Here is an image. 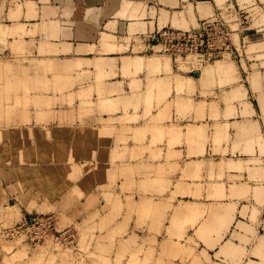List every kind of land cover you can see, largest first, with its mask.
Instances as JSON below:
<instances>
[{
	"label": "rangeland",
	"instance_id": "374dc122",
	"mask_svg": "<svg viewBox=\"0 0 264 264\" xmlns=\"http://www.w3.org/2000/svg\"><path fill=\"white\" fill-rule=\"evenodd\" d=\"M212 2L204 55L177 52L168 28L121 40L119 60L44 54L39 28L0 2V264H187L215 249L193 205L206 182L264 174V141L238 130L248 99L264 112V0Z\"/></svg>",
	"mask_w": 264,
	"mask_h": 264
},
{
	"label": "crops",
	"instance_id": "0c3cea01",
	"mask_svg": "<svg viewBox=\"0 0 264 264\" xmlns=\"http://www.w3.org/2000/svg\"><path fill=\"white\" fill-rule=\"evenodd\" d=\"M212 1L13 0V6L8 13L15 15L8 22H12L15 27L22 24L31 27L36 25L39 28L36 38L44 41L46 45L45 50H41L44 54L65 57L110 55L109 60H119V57L113 56L123 53L119 51L121 46H125L121 40L145 39L151 32L168 28L185 30L178 28L177 23L187 24L188 28H191L204 19L199 18L198 14L209 12ZM0 2L9 4V0ZM134 7L141 8L142 13L134 11ZM103 37H108L109 40L102 42ZM142 44L144 46V40ZM108 50L116 52H107ZM128 50L131 51L129 48ZM108 69L100 67L104 72H108ZM111 70L121 76L122 68L119 62L117 67ZM124 82L127 85L128 79ZM247 102L250 104V115L238 123V130L241 132L242 124L250 125L255 130V138L264 141V112L256 99H248ZM246 148L248 147L244 143L239 142V149ZM253 150L258 151V148ZM242 157H253L255 161L259 158L260 161L263 160L259 152L254 156ZM255 167L257 170L262 169L264 162ZM237 174L238 179L234 182L224 179L220 182L207 181L201 194L205 203L193 202V205L198 207L204 206L207 246L211 245L215 249H206V259L202 257L200 260H194L192 257L193 260L190 259L187 264H264V174L251 177L239 172ZM196 185L197 183H189L192 199L196 194ZM232 188L235 189L234 194L231 192ZM230 223L233 224L229 225Z\"/></svg>",
	"mask_w": 264,
	"mask_h": 264
},
{
	"label": "built area",
	"instance_id": "2783aa9c",
	"mask_svg": "<svg viewBox=\"0 0 264 264\" xmlns=\"http://www.w3.org/2000/svg\"><path fill=\"white\" fill-rule=\"evenodd\" d=\"M209 20L201 21L198 27L191 28L189 30L181 31H162L160 35L169 39V42L174 41L175 46L177 45V52L180 54H202V47L204 44V37L208 35L209 28L211 27ZM223 33V32H221Z\"/></svg>",
	"mask_w": 264,
	"mask_h": 264
},
{
	"label": "bare ground",
	"instance_id": "6f19581e",
	"mask_svg": "<svg viewBox=\"0 0 264 264\" xmlns=\"http://www.w3.org/2000/svg\"><path fill=\"white\" fill-rule=\"evenodd\" d=\"M12 12H13V11H12ZM30 13H31V11H30ZM14 15H15V14H13V16H14ZM11 16H12V14H11ZM13 16H12V17H13ZM213 20H214V19H213ZM214 21H215V20H214ZM2 28H3V27H1L0 30H2ZM180 31H181V30H180ZM152 37H153V36H152ZM151 49H152V48H151ZM155 49H156V48H155ZM155 49H154V50H155ZM157 49H158V48H157ZM160 49H161V48H160ZM160 49H159V50H160ZM150 53H151V52H150ZM154 54H155V53H154ZM157 55H158V54H157ZM192 56H193V55H192ZM176 57H177V56H176ZM177 58H179V57H177ZM187 58H188V57H187ZM189 58H190V57H189ZM189 58H188V59H189ZM189 60H191V59H189ZM192 60H193V59H192ZM193 61H194V60H193ZM201 61H202V60H201ZM137 62H138V61H137ZM137 62H136V63H137ZM139 62H140V61H139ZM134 63H135V62H134ZM221 63H222V62H220V64H221ZM223 63H224V62H223ZM223 63H222V64H223ZM229 63H230V62H229ZM229 63H227V64H229ZM139 64H141V63H139ZM218 64H219V62L215 64V66L217 65L216 68L218 67ZM220 64H219L220 68H221V66H224V64H223V65H222V64L220 65ZM77 65H78V64H77ZM137 65H138V64H137ZM146 65H147V64H146ZM141 66H143V64H142ZM227 66H228V65H227ZM227 66H224V68H221V69H226L225 67H227ZM230 66H232V65L230 64ZM194 67H195V66H194ZM208 67H209V66H208ZM209 68H210V67H209ZM209 68H208V69H209ZM216 68H215V69H216ZM230 68H231V67H230ZM215 69H214V70H215ZM221 69H218V70H217L218 73H219V71H220ZM233 69H234V68H233ZM233 69L231 68V71H230L232 74L234 73V71L232 72ZM204 70L207 71V69H204ZM204 70H203V71H204ZM210 70H211V71L213 70L212 66H211V69H210ZM214 70H213V72H214ZM211 71H210V72H211ZM222 71H223V70H222ZM210 72H207V73H209V74H207L206 76H208V75L213 76V75H212V72H211V74H210ZM215 72H216V70H215ZM216 73H217V72H216ZM218 73H217V74H218ZM223 73H224V74H222V75H223V78H224L225 73L227 74L228 72L225 71V72H223ZM204 74H206V73L204 72ZM217 74H216V76H219V74H218V75H217ZM220 74H221V72H220ZM228 74H229V73H228ZM202 77H203V74H202ZM221 77H222V76H221ZM221 77H220V79H221ZM226 77H227V78H230V76L228 77V75H227ZM200 78H201V77H200ZM205 78H206V77H204V80H203L202 78H201V79H202L203 81H205V80H206ZM209 78H212V77H209ZM227 78H225V79H227ZM198 79H199V78H198ZM207 79H208V78H207ZM225 79H224V80H225ZM230 79H231V78H230ZM230 79H228L229 82H230ZM209 80H210V79H208V81H209ZM221 80H222V79H221ZM232 80H234V79L232 78ZM232 80H231V81H232ZM188 81H189V79H188ZM206 81H207V80H206ZM226 81H227V80H226ZM226 81H225V83H226ZM201 82H202V81H201ZM201 82H200V83H201ZM229 82H227V83H229ZM190 83H191V82H190ZM223 83H224V82H223ZM223 83H222V84H223ZM223 85H224V84H223ZM221 86H222V85H221ZM234 87H235V86H234ZM239 89H242V87H240ZM239 89H237V88L235 87V90H236V91H238ZM231 91H232V95L235 96V94H233L234 89L231 90ZM236 91H235V92H236ZM83 93H84V94H83ZM83 93H82V94H83L84 96H85V94H86V95L91 94V93H89V92H85V91H84ZM230 93H231V92H230ZM230 93H229V94H230ZM239 93H241V92L239 91ZM230 95H231V94H230ZM229 97H230V96H229ZM236 97H237V95H236ZM236 97H235V98H236ZM238 97H239V96H238ZM238 97H237V98H238ZM240 97H241V96H240ZM230 98H231V97H230ZM232 98H234V97H232ZM103 103H104V101L102 102V106H105V105L107 104V103H104V104H103ZM183 103H185V102H183ZM186 104H187V103H186ZM108 105H109V103H108ZM183 105L185 106V104H183ZM183 105H182V106H183ZM106 106H107V105H106ZM184 106H183L182 110L186 107V106H185V107H184ZM109 107H110V106H108V108H106L105 111L107 110V112H108V111H109ZM177 107H178V106H177ZM179 107H180V106H179ZM179 107H178V108H179ZM179 109H180V108H179ZM177 110H178V109H177ZM179 111H180V110H179ZM180 113H182V112H180ZM105 118H106V117H105ZM108 118H110V117H108ZM104 121H106V120H104ZM193 128H195V127H193ZM217 128H218V127H217ZM219 130L221 131L222 128H220ZM219 130H218V131H219ZM218 131H217V132H218ZM217 132H216V134H217ZM221 132H222V131H221ZM221 132H220V133H221ZM170 133H171V132H170ZM170 133H169V134H170ZM218 133H219V132H218ZM169 134H168L167 136L174 137V136H171L172 133H171L170 135H169ZM174 134L177 135V132L174 133ZM174 134H172V135H174ZM194 134H195V132H194ZM216 134H214V135H216ZM219 136H220V135H219ZM170 137H168V138H170ZM217 137H218V134H217V136H216L215 138H217ZM79 139H80V138H79ZM20 141H22V140L20 139ZM96 143H97V142H96ZM96 145H97V144H96ZM16 159H18V158H15V160H16ZM192 164L194 165L195 163H192ZM197 166H199V165L196 164V168L198 169ZM185 205L187 206V204H185ZM189 205H190V204H189ZM183 206H184V205H183ZM183 206H181V208L178 207L179 209H177V208L174 209V210H175V216H177V213H178V215H180V216H181V215H184V217H185V219H186V216H185V215H187L189 218H191L190 216H191V214H192V218H193V215H194V216L196 215L195 217L198 216V214H197L198 211H197V210H198V209L201 210V207L198 208V206H197V210H194L193 212H192V211L190 212L189 210H187V207L190 208L189 206H187V207H183ZM190 206H191V205H190ZM192 206H193V205H192ZM194 207H196V206L194 205ZM190 209L193 210L192 207H191ZM195 211H197V213L193 214ZM200 212H202V210L199 211V215L201 214ZM172 213H174V211H173ZM187 213H188V214H187ZM189 213H191V214H189ZM175 216L172 214V218H173V217L175 218ZM177 217H178V216H177ZM177 217H176V219H178ZM181 217H183V216H181ZM184 217H183V219H184ZM197 218H198V217H197ZM185 219H184V221H185ZM195 219H196V218H195ZM195 219H194V220H195ZM173 220H174V219H173ZM178 220H179V219H178ZM180 220H181V219H180ZM186 220H187V219H186ZM188 220H189V219H188ZM190 220H192V219H190ZM184 221L182 220V222H184ZM194 222H195V221H194ZM177 223H178V221H177ZM185 223H186V222H185ZM188 223H191V222L188 221L186 224H188ZM178 224L180 225V224H181V221H179ZM183 224H184V223H183ZM183 224H182V225H183ZM186 224H185V225H186ZM193 224H194V223H193ZM190 225H191V224H190ZM162 245H163V243L161 244V246H162ZM173 253H174V252H173Z\"/></svg>",
	"mask_w": 264,
	"mask_h": 264
}]
</instances>
